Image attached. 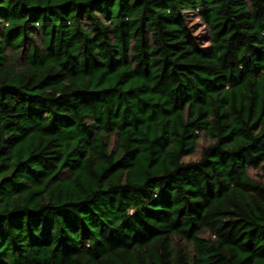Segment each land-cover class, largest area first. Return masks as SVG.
Segmentation results:
<instances>
[{"label":"trees","instance_id":"1","mask_svg":"<svg viewBox=\"0 0 264 264\" xmlns=\"http://www.w3.org/2000/svg\"><path fill=\"white\" fill-rule=\"evenodd\" d=\"M0 264H264V0H0Z\"/></svg>","mask_w":264,"mask_h":264},{"label":"rangeland","instance_id":"2","mask_svg":"<svg viewBox=\"0 0 264 264\" xmlns=\"http://www.w3.org/2000/svg\"><path fill=\"white\" fill-rule=\"evenodd\" d=\"M191 24L194 26L195 33L200 37L201 41L205 42L208 33L203 24L198 19H193ZM205 45L208 47L207 43H205Z\"/></svg>","mask_w":264,"mask_h":264}]
</instances>
